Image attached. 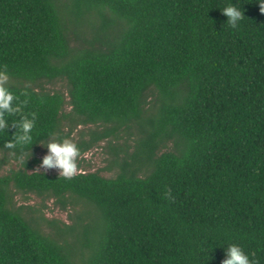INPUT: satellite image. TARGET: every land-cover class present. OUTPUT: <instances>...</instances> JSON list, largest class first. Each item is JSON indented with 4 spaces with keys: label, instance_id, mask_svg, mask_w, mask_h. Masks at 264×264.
Here are the masks:
<instances>
[{
    "label": "trees",
    "instance_id": "1",
    "mask_svg": "<svg viewBox=\"0 0 264 264\" xmlns=\"http://www.w3.org/2000/svg\"><path fill=\"white\" fill-rule=\"evenodd\" d=\"M259 2L0 0V70L16 80L6 86L21 105L6 118L36 114L29 144L5 147L19 133L11 123L0 130V150L24 165L0 176V264H222L230 243L264 264ZM227 4L242 9L235 27L220 10ZM84 23L90 36L75 30ZM53 79L66 90L30 84ZM154 92L157 104L145 116ZM97 123L109 126L76 143L79 155L121 126L136 128L135 150L114 176L28 171L41 143ZM168 141L172 146L160 151ZM10 184L62 204L73 195L93 207L100 226L94 241L82 227L85 258L76 261L71 245L8 207Z\"/></svg>",
    "mask_w": 264,
    "mask_h": 264
},
{
    "label": "rangeland",
    "instance_id": "2",
    "mask_svg": "<svg viewBox=\"0 0 264 264\" xmlns=\"http://www.w3.org/2000/svg\"><path fill=\"white\" fill-rule=\"evenodd\" d=\"M63 3L65 0H58ZM98 20V19H97ZM96 21V19H94ZM73 29V26H69ZM78 33L83 32V35L90 36L91 27L89 24H82L75 29ZM72 38L74 39L73 35ZM16 80L9 78L6 83H15ZM28 83V82H25ZM33 87L43 88L48 91H65V82L61 79H53L51 81H38L30 83ZM144 115L148 116L156 102V92L148 94L146 98ZM70 107L65 106V113L69 112ZM109 124H84L78 125L73 129L69 139L75 143L81 141H88L91 139L92 132H101ZM130 128L121 126L114 135L105 139L99 140L93 146L77 157L76 163L79 165L77 171H98L105 177H112L119 169L117 163L122 158L131 155L136 146L137 132L135 125L129 124ZM62 128L64 131L68 128L66 119L62 121ZM47 142L41 143L35 151L34 157L38 160L32 162L33 156L29 157L32 169L38 171H45L47 173H58L57 168L41 167V160L47 153L48 149L45 146ZM172 142L168 141L165 146H161L160 151L169 149ZM22 159H14L11 154L0 150V176L6 174L10 169L23 168ZM75 172V173H76ZM7 189V205L12 210L20 213L25 219L29 220L33 227L40 229L44 234L54 237L61 244L71 245L74 254V259L80 261L88 254V248H83L81 244L84 242V234L82 233L83 225L89 226V237L94 241L97 230L99 229V222L96 211L85 201L67 195L61 201L55 198H48L46 195L39 196L35 193H26L18 190L13 185H8ZM78 216L81 218L79 219ZM73 226L74 231L70 232L69 227ZM68 227V228H67Z\"/></svg>",
    "mask_w": 264,
    "mask_h": 264
},
{
    "label": "clouds",
    "instance_id": "3",
    "mask_svg": "<svg viewBox=\"0 0 264 264\" xmlns=\"http://www.w3.org/2000/svg\"><path fill=\"white\" fill-rule=\"evenodd\" d=\"M260 11L264 12V0H260ZM227 17V23L235 27L239 20L242 19L243 12L241 8L236 7L234 4H227L223 9H220ZM9 75L6 70H0V130H6L11 123L15 126L18 135L13 136L12 140L5 141V147L15 148L18 144L31 143L32 129L35 122V113L30 116L21 115L19 120L12 121L6 117L14 113L21 112V105L13 103L17 99L16 96L6 86ZM48 149L47 153L41 160V167L44 168H57L60 176L70 177L77 169V157L80 154V149L77 144L67 138L50 139L45 145ZM225 258L222 264H253L249 255L244 252L242 247L235 243H230L224 248Z\"/></svg>",
    "mask_w": 264,
    "mask_h": 264
}]
</instances>
